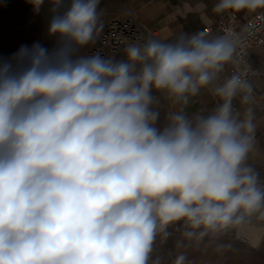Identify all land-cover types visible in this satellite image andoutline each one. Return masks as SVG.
Instances as JSON below:
<instances>
[{
    "label": "clouds",
    "instance_id": "obj_1",
    "mask_svg": "<svg viewBox=\"0 0 264 264\" xmlns=\"http://www.w3.org/2000/svg\"><path fill=\"white\" fill-rule=\"evenodd\" d=\"M45 2L28 0L34 12ZM47 3L54 46L0 59V264H161L153 246L169 226L199 243L264 208L247 163L254 114L233 104H249L251 86L220 82L230 36L81 55L102 27L100 0ZM258 8L264 0H218L213 11ZM205 88L218 103L189 113ZM162 96L173 105L163 113ZM173 264L190 262L181 253Z\"/></svg>",
    "mask_w": 264,
    "mask_h": 264
},
{
    "label": "rangeland",
    "instance_id": "obj_2",
    "mask_svg": "<svg viewBox=\"0 0 264 264\" xmlns=\"http://www.w3.org/2000/svg\"><path fill=\"white\" fill-rule=\"evenodd\" d=\"M116 0H100L98 12L100 13V24L115 18L134 17L140 23L149 27L156 13L148 11V6L153 0H130L137 7L144 10L131 14L118 12H102L105 8H113ZM47 3L34 12L28 0H0V59H8L16 53L21 46L31 47L39 42L51 49L55 38L48 35V24L52 13ZM162 36V33H160ZM94 45V41L80 50L83 53ZM162 113L172 108L170 100L166 97L160 98ZM261 210H264L262 208ZM248 224L263 223L264 220L244 219ZM256 223H253V222ZM242 223V222H241ZM239 227V226H238ZM170 235L165 239L158 235L153 246L151 260L160 259L161 264H173V261L181 253L187 256L190 264H264V253L260 244L253 246L236 238H210L205 237L199 243L187 241L182 234L173 233L171 226L168 228Z\"/></svg>",
    "mask_w": 264,
    "mask_h": 264
},
{
    "label": "built area",
    "instance_id": "obj_3",
    "mask_svg": "<svg viewBox=\"0 0 264 264\" xmlns=\"http://www.w3.org/2000/svg\"><path fill=\"white\" fill-rule=\"evenodd\" d=\"M99 32L94 37V45L88 48L83 55L99 54L102 57L117 60L125 58V48L131 44H143L147 39L161 40L159 29L148 30L134 17L112 18L101 24ZM204 34L209 38L228 35L233 39L235 51L232 60L225 65L220 74V82L232 75H240L251 86V103L258 110L264 109V86L261 89L253 83L255 78L264 79V65L256 63L254 56L257 50L264 52V8L248 11L238 15L234 11H225L213 23L206 24ZM212 94V93H211ZM218 100L212 95L210 110L216 106ZM234 108L237 110L236 105ZM263 177L264 183V164ZM173 233L182 234V222L172 225ZM206 237L210 238H236L248 243V239L238 234V225L228 230ZM260 248L264 253V233Z\"/></svg>",
    "mask_w": 264,
    "mask_h": 264
},
{
    "label": "crops",
    "instance_id": "obj_4",
    "mask_svg": "<svg viewBox=\"0 0 264 264\" xmlns=\"http://www.w3.org/2000/svg\"><path fill=\"white\" fill-rule=\"evenodd\" d=\"M218 0H153L148 6V11L155 12L152 20L153 26L145 25L148 30L159 29L162 33L161 40L172 42L182 33L192 34L197 32L204 33L206 24L213 23L224 12L216 13L213 11ZM113 8H105L102 12H118L131 14L144 11L137 5H133L130 0H116ZM248 10L236 12L238 15L246 14ZM130 17V16H129ZM120 18V17H118ZM256 63L264 65V52L257 50L254 56ZM253 83L261 89L264 86V79L255 78ZM212 102V94L208 88L202 89L197 97L191 99L187 111L189 113L196 111H209ZM171 106L172 102L170 101ZM237 111L241 114L246 108H251L254 114L253 123L255 125L253 147L249 153L247 163L259 173L260 180L263 177L264 164V109L258 110L251 102L247 105H241L239 98L233 101ZM178 107V106H177ZM244 219L264 220V210L246 216ZM242 222H248L243 220Z\"/></svg>",
    "mask_w": 264,
    "mask_h": 264
},
{
    "label": "bare ground",
    "instance_id": "obj_5",
    "mask_svg": "<svg viewBox=\"0 0 264 264\" xmlns=\"http://www.w3.org/2000/svg\"><path fill=\"white\" fill-rule=\"evenodd\" d=\"M253 223H256L255 221ZM238 234L248 239V243L253 246H257L261 244L262 236L264 233V224H248V223H240L238 224Z\"/></svg>",
    "mask_w": 264,
    "mask_h": 264
}]
</instances>
